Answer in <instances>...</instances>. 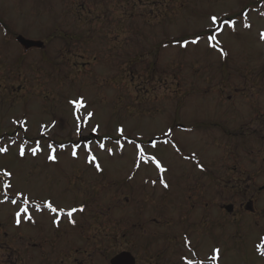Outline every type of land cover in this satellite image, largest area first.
Wrapping results in <instances>:
<instances>
[{
    "label": "rangeland",
    "instance_id": "1",
    "mask_svg": "<svg viewBox=\"0 0 264 264\" xmlns=\"http://www.w3.org/2000/svg\"><path fill=\"white\" fill-rule=\"evenodd\" d=\"M132 16L130 22L127 18ZM211 16H216L220 22L235 20V30L222 24V30L217 32L221 24L213 26ZM120 24L125 29L119 28L118 36L109 32ZM246 24L251 27H245ZM212 33H216V40L224 47L211 46L208 37ZM261 33H264V0H0V147L8 148L7 153H0V173L3 170L12 173L9 178L12 190L7 195L17 201L15 204L10 200L0 203V236L45 235L50 241L46 245L39 244V248L47 254L55 233L51 228V214L47 209L37 211L35 205L43 206L52 198L55 207L66 209L77 199L66 187L81 188L87 184L88 189L101 190L103 198L96 208L87 210V214L79 218V224L84 234H98L99 239L90 240L86 234L84 240L67 224L59 231L68 234L72 247L82 246L90 254L97 251L92 264H109L113 254L127 249L137 252L139 264H159L161 258L160 264H182L180 255L188 257L186 245L192 242L194 246L196 238V253L200 259L207 260L219 249L216 264H264V258L257 253L258 246L264 243V223L229 224L217 211L218 206L232 200L229 191L193 192L196 198L213 203L206 214L216 210L208 216L213 223L195 220L199 211L192 210L193 195L184 189L177 197L171 191L165 192L161 181L169 179H165L163 173L158 181L160 173L155 164L149 163L147 167L141 162L134 170L137 172L131 183L143 187L145 201L143 209L133 215L127 204L123 202L117 207L113 201L124 200L127 192L122 190L121 182L112 183L109 171L117 167L123 174L121 180L125 181L132 164H137L135 144L128 141L143 145L146 153L156 156L160 162H168L164 147L152 148L147 140L160 136L172 121L169 117L178 116L177 106L226 104L227 95L223 94L220 99L216 96L220 88H228L226 79L230 81V88L244 92L240 97L245 100L237 98L238 105H254L255 100L264 106V39ZM17 35L43 42L45 47L25 53L15 43ZM197 37L202 42L189 45ZM220 48L227 55H222ZM259 72L261 78L257 77ZM226 73L231 74L226 76ZM193 92L198 95L186 96ZM80 98L86 107L77 110L70 101ZM89 112L93 113L94 121L90 119V124L85 126L88 130L83 129L87 131L85 137L86 134L90 136L91 128L99 126L101 134H112L123 144L121 150L113 141L81 145L85 141L80 139L82 147L76 148L77 153L89 152L90 147L101 159L103 175H96L86 166L87 156L82 154L75 161L68 155L73 151L72 146L79 145L74 143L79 136L76 116L79 114L84 122ZM50 124L53 126L47 133ZM120 128L122 136L118 132ZM255 128L256 124L248 123L246 132ZM258 131L261 132V128ZM262 131L264 133V129ZM34 140L39 142L42 151L35 156L29 153L20 157L18 146L26 141V149L34 147ZM217 140L215 137V142ZM55 142L65 147L56 146ZM101 143L104 149L99 147ZM48 145H53L56 152H68L62 154L58 168L48 158L51 153ZM262 149L264 147L258 153L264 154ZM211 153V157L215 156L213 164L219 165L224 151L215 143ZM247 156V165L243 166L250 174L254 169L250 158L253 156ZM175 160L169 161L173 174L177 173L175 162L182 171L192 168L189 163ZM59 169H66V172L61 175ZM149 178L151 183H146ZM261 182L264 183V174L258 181ZM20 193L30 201L32 219L21 214L17 224L16 213L23 207ZM234 193V199L242 201L241 196ZM111 205L115 206L103 220L100 214ZM191 219L198 230L194 224L190 231L184 228L186 237L177 233L182 223L188 225ZM133 224H138L141 232L136 231ZM169 229L178 235L176 243L170 245L171 256L161 255L151 263L148 243L155 249L165 246L168 242L161 236L168 237ZM176 249L179 251H173Z\"/></svg>",
    "mask_w": 264,
    "mask_h": 264
},
{
    "label": "flooded vegetation",
    "instance_id": "2",
    "mask_svg": "<svg viewBox=\"0 0 264 264\" xmlns=\"http://www.w3.org/2000/svg\"><path fill=\"white\" fill-rule=\"evenodd\" d=\"M229 99H231V96H229ZM222 108L224 109L222 110ZM262 108V105H225L223 107L203 106L194 108V110H192L193 118L190 126H192L193 129L196 128V130L191 134H196L197 141L201 140L203 142L201 151L196 150V153L204 157L205 160H209L208 157L211 155L206 151L209 149L211 142L214 143L215 137H218V139L222 141L224 148V162L221 164L222 168L218 169H213L212 167L208 168L211 166V163H206L205 165L207 168L204 172H198L196 168L186 169V173H184V170H179L178 174L172 175L175 178H168L169 180H167L170 191L176 192L184 189L188 192L196 191L208 194L213 192L217 187H220L229 192H238L240 193L242 201L233 212H238L237 218L255 224L263 222L264 183L261 182L258 184L257 182L260 181L261 175L264 174V154L262 152L258 153L261 149L258 143L254 142L256 144V151L251 152V155L254 157V160H252L254 169L250 174H247L243 166L247 165V154L245 150L248 138L261 140L262 137H264L262 131L264 129L263 117L257 114ZM177 112L183 117L182 111L178 110ZM248 121H251L254 125L256 124V128L250 133L246 132ZM258 128H261V132L258 131ZM179 145L180 151L177 153L178 160L181 162L193 160V158H189V156L194 153L186 152L184 138L181 139ZM77 160L79 159L75 161ZM191 166L195 167L196 163H191ZM83 171L87 172L86 169H83ZM93 171L96 175L104 174V172L101 171ZM59 172L63 175L66 169H59ZM114 182L115 180H112V183ZM127 190L129 191V196L126 198L125 203H128L130 212L134 215L137 210L140 211L143 209L145 194L137 192L136 187L131 182L128 183ZM66 191L73 192V194L75 193L77 197V199L66 208H83V211H77L73 214L72 219L75 220V223L79 221L81 216L85 215V213L87 214V210L96 208L97 202L103 198L101 190L97 188L88 189L87 184L82 185L81 188H70L68 186L66 187ZM166 196L168 195L166 194ZM163 198L165 202L166 199L165 197ZM51 202L53 203L52 198ZM118 202H121V200ZM89 203L92 204L91 207H89ZM115 204L117 205L116 202ZM212 204L213 203L207 202L204 207L210 208ZM235 204L236 203H234V205ZM114 206L115 205H111L109 209L112 210ZM244 215L246 217H244ZM101 216L103 217L102 213ZM58 220V225L60 227H58V230L54 233L55 237L51 239V252L48 253L47 256H44L47 260V264H86L88 255L87 250L82 251L76 249L75 256L79 254L78 256H80L81 259L79 260L76 258L73 261L70 260L72 248L70 247L69 240H67L68 234L60 232L59 230H61L63 224H67L69 229L73 224L69 222L67 216H63ZM133 227L135 228V224H133ZM89 235L95 239L98 237V234ZM16 253H18L14 255L16 263L27 264L34 262L30 254V249L25 248ZM9 257L10 256H6V258L0 261L5 263L15 262L8 259ZM83 257H85L86 260Z\"/></svg>",
    "mask_w": 264,
    "mask_h": 264
},
{
    "label": "snow or ice",
    "instance_id": "3",
    "mask_svg": "<svg viewBox=\"0 0 264 264\" xmlns=\"http://www.w3.org/2000/svg\"><path fill=\"white\" fill-rule=\"evenodd\" d=\"M246 15V14H245ZM210 20L212 22V25L213 26H217L218 24H221V27H217L216 28V31L219 32L222 30V24H228L230 27L233 28V30H235V25H236V21L235 20H231V21H223V22H220L218 21V18L216 16H211L210 17ZM245 27H251L250 24H246ZM261 37L262 39H264V33H261ZM201 38L200 37H197L195 40L192 41V43H198L199 40ZM208 40L211 42V41H215L216 40V36L215 35H210L208 37ZM184 46H187V42H185V45ZM212 47H217L218 46V42L216 44H211ZM221 54L222 55H227V53L224 52V50L222 48L219 49ZM70 103H72L75 108L77 110H79L80 108H84L86 107V105L84 104V101H83V98H80L78 100H73V101H70ZM93 113L89 112L87 113V116L84 118V123L86 124L87 120L91 119ZM76 119H77V127H78V130H79V127H80V123H81V118H80V115L77 114L76 116ZM26 130V129H25ZM93 131H96V129H93ZM118 132L121 134V136L123 135V129L120 128L118 129ZM171 130H169L167 133H165V135L167 136H171ZM12 143H15V141H12ZM26 141L24 143H21L19 146H18V155L20 157H25L26 154H31L32 156H35L37 155L38 152H41L42 149L40 148V145H39V142L37 141L36 142V145L34 147H31V148H27L25 147L26 145ZM117 144L120 145V148L121 150L123 149V144H121V142L119 140L116 141ZM128 143H132V144H135V147H136V159H137V164L136 166L139 167L140 166V163H144V164H149V163H154L155 166L161 171V172H164L166 171V169L163 168V166L161 165V162L157 159L156 156L154 155H148L145 151V147L141 144H136L135 141H128ZM165 143H168V141H165ZM172 146L176 149L177 152H179V147L176 145L175 142H172ZM61 148L65 147L64 145H61L60 146ZM79 145H75L73 146V151H72V155L75 157L77 155V152H76V148H78ZM99 147L101 149H104L105 145L103 143H101L99 145ZM152 148H155L156 147V144L153 143L151 145ZM48 148L50 149L51 151V154L49 155V159L50 160H55L56 159V156H55V152H56V148L53 146V145H48ZM88 151H89V163H95V167L97 170H101V167H100V164L99 162H96V157L94 155H91V148L88 147ZM109 153L111 154V149H108ZM8 152V148L7 147H0V153H7ZM2 176L4 178H11L12 176V173L7 171V170H3L2 173ZM163 186L165 188L168 187V184L166 182H163ZM153 183H155V181H153ZM2 184H3V189L5 190L4 192V199L2 201H0V203L2 202H6L8 200V195H7V189L11 188V183H10V179H4L2 181ZM19 195L23 196V207L20 208V210L16 213V223L19 224L20 223V216L21 214H26V217L27 219L31 220L32 217L31 215L29 214V199L27 196H25L23 193H20ZM11 202L13 204H15L17 201L16 199H12ZM35 208L37 211H43L44 209H47L49 210L51 213H54L56 214L58 217L60 216H67L68 220L70 223L72 224H75V220L72 219L73 217V214L77 211H83V208H71L69 210H65L63 208L61 209H58L57 207H55L53 205V203L51 201H45L43 206H41L40 204H36L35 205ZM55 223H59V220H56L54 221ZM258 248L261 250L262 254H264V243H262L261 245L258 246ZM215 252V255H213L211 257V259L214 261V262H218L219 260V249H215L214 250ZM188 264H192L191 261L188 262Z\"/></svg>",
    "mask_w": 264,
    "mask_h": 264
},
{
    "label": "water",
    "instance_id": "4",
    "mask_svg": "<svg viewBox=\"0 0 264 264\" xmlns=\"http://www.w3.org/2000/svg\"><path fill=\"white\" fill-rule=\"evenodd\" d=\"M18 42L21 43V45L26 49H32L35 47L41 48V43L32 42L29 40H26L22 37H19ZM111 264H135L134 258L129 253H121L120 255L116 256L112 261Z\"/></svg>",
    "mask_w": 264,
    "mask_h": 264
}]
</instances>
